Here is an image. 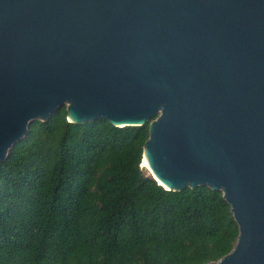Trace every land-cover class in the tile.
<instances>
[{"label":"water","instance_id":"95a60500","mask_svg":"<svg viewBox=\"0 0 264 264\" xmlns=\"http://www.w3.org/2000/svg\"><path fill=\"white\" fill-rule=\"evenodd\" d=\"M60 107L148 123L157 184L230 207L234 248L207 264H264V0H0V163Z\"/></svg>","mask_w":264,"mask_h":264},{"label":"trees","instance_id":"16d2710c","mask_svg":"<svg viewBox=\"0 0 264 264\" xmlns=\"http://www.w3.org/2000/svg\"><path fill=\"white\" fill-rule=\"evenodd\" d=\"M33 121L0 163V264H207L238 227L222 192L165 190L141 167L149 124Z\"/></svg>","mask_w":264,"mask_h":264},{"label":"bare ground","instance_id":"6f19581e","mask_svg":"<svg viewBox=\"0 0 264 264\" xmlns=\"http://www.w3.org/2000/svg\"><path fill=\"white\" fill-rule=\"evenodd\" d=\"M142 167H144L149 173L150 175L152 174L150 169L148 168V166L146 165V162L143 160V163H142Z\"/></svg>","mask_w":264,"mask_h":264},{"label":"rangeland","instance_id":"374dc122","mask_svg":"<svg viewBox=\"0 0 264 264\" xmlns=\"http://www.w3.org/2000/svg\"><path fill=\"white\" fill-rule=\"evenodd\" d=\"M146 172L148 173V171L146 170Z\"/></svg>","mask_w":264,"mask_h":264}]
</instances>
